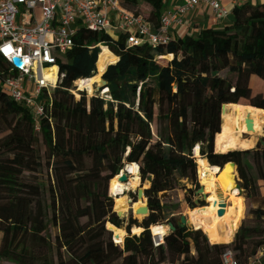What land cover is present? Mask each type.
<instances>
[{
	"label": "trees",
	"instance_id": "obj_1",
	"mask_svg": "<svg viewBox=\"0 0 264 264\" xmlns=\"http://www.w3.org/2000/svg\"><path fill=\"white\" fill-rule=\"evenodd\" d=\"M139 4L147 14L139 13ZM121 6L156 26L163 0H121ZM230 18L221 29L175 37L156 48H127L123 38L80 30L59 64L63 78L39 133L28 111L0 93V261L222 264V253L230 249L245 264L264 245V197L257 186L264 183V137L251 149L218 153L214 146L222 105L264 110V4L236 6ZM98 43L108 49L101 58L110 51L113 64L98 60L99 48L88 49ZM97 74L106 81V98L81 92L76 99L70 93L75 82L79 90ZM196 147L206 167L234 163L245 198L254 202L251 225L243 221L229 244L207 240L204 209L196 214L200 229L178 228V217L165 212L158 199L186 181L191 188L184 200L195 208ZM132 163L141 181H149L144 190L149 214L140 223L118 217L107 194V185L109 190ZM43 169L49 173L48 204L42 201L44 186L30 177ZM243 211L244 205L241 220ZM162 223L175 230L154 248L149 229ZM124 225L127 236L115 240L122 237L113 238L109 230ZM50 227L56 230L53 243L45 235ZM133 227L142 232L131 236Z\"/></svg>",
	"mask_w": 264,
	"mask_h": 264
},
{
	"label": "built area",
	"instance_id": "obj_2",
	"mask_svg": "<svg viewBox=\"0 0 264 264\" xmlns=\"http://www.w3.org/2000/svg\"><path fill=\"white\" fill-rule=\"evenodd\" d=\"M223 1L183 0L176 9L161 13L153 26L124 9L121 0H0V93L28 111L33 130L39 133L41 120L52 107L53 91L63 78L59 64L80 30L114 41L123 38L127 48L164 47L184 18L200 6L211 11L214 23L228 20L231 11ZM93 48L101 50V44L88 47ZM14 59L21 65L16 66ZM81 92L75 82L70 93L79 99ZM106 94L104 89L100 96ZM165 236L152 235L153 247L163 246ZM221 262L240 264L230 249L222 253ZM245 264H264V245Z\"/></svg>",
	"mask_w": 264,
	"mask_h": 264
},
{
	"label": "bare ground",
	"instance_id": "obj_3",
	"mask_svg": "<svg viewBox=\"0 0 264 264\" xmlns=\"http://www.w3.org/2000/svg\"><path fill=\"white\" fill-rule=\"evenodd\" d=\"M107 48L101 47V52ZM108 50V49H107ZM100 53L98 54V60L104 61L106 64H113L116 58L107 52L108 58H101ZM107 60V61H106ZM99 63H96L98 65ZM102 74L94 76L90 79H86L82 82L79 90H87L89 94L92 93L94 86H102ZM97 90V89H96ZM77 95V94H76ZM233 104L224 105L220 114L221 128L220 132L215 136L214 146L215 151L218 153H224L227 151L251 149L250 143L240 141V136L243 133L254 134L260 129V125L264 119V111L256 109L250 106H239L237 109V127H233ZM246 122L251 125L252 130L246 129ZM194 156L197 160L199 168L198 178L202 187V194L205 195V201L209 203V207L205 211V219L207 221L206 234L212 244H217L222 239L228 241L230 235L233 233L236 219L240 213L241 207V196H238L237 190L234 188V180H231L234 170L229 164H226L222 169L218 167H206L202 163L199 157L198 147L194 150ZM125 172L127 175L133 176V181L136 182L139 177L138 166L134 163L125 166ZM139 182V181H138ZM129 183H120L118 181V175L111 182V190L116 197V209L123 212L127 208L128 200L124 196V192L128 190ZM135 187V186H134ZM206 188V190H205ZM209 193V194H208ZM136 203H132L131 209L136 215L137 210L144 206V199H136ZM219 204H224L225 207L220 209ZM218 212H221L218 215ZM137 216V215H136ZM188 224L192 227L191 222ZM222 227L224 236H220L219 227ZM112 231V230H110ZM151 231L154 236L162 237L167 234V227L162 225L152 226ZM116 237H122L124 232L116 229ZM133 232L140 234L141 228H134ZM113 233V232H112ZM116 239V238H114Z\"/></svg>",
	"mask_w": 264,
	"mask_h": 264
},
{
	"label": "rangeland",
	"instance_id": "obj_4",
	"mask_svg": "<svg viewBox=\"0 0 264 264\" xmlns=\"http://www.w3.org/2000/svg\"><path fill=\"white\" fill-rule=\"evenodd\" d=\"M138 11H139V13L147 14L146 7L141 5V4H139V10ZM79 27H81V26H79ZM101 53H100V55H101ZM100 75L101 74H97L96 76H99V78H100ZM103 81L106 83L105 80H103ZM96 89H97V87L94 86V89H93L91 94H89L87 92V90H85V89L82 90V91L87 96V98H90V97H92L94 95H97V94L100 96V93H101L102 90L97 91ZM237 123H238L237 109L233 108V127H237ZM263 135H264V120H263L262 124L260 125V129L256 133L251 134V135L247 134V133L241 134L240 141L242 140L245 143L248 142V143L252 144L255 141L259 140V138L261 136H263ZM37 148H38V150L40 152V157L43 159V157H44V148L42 147L40 139L38 141ZM198 168H199V165H198ZM198 168H197V170H198ZM30 177L32 179V182H37L38 184L42 185V187L44 186L45 189L43 190L42 201H44L46 204H48L50 202V197H49V194H48V192L46 190V187H47V184H48L49 173H47L46 170L43 169L40 172L31 175ZM197 177H198V172H197ZM132 178H133V176L127 175V183H129V186H128V190L126 192H124V196L128 200V203H127L126 210H124L123 212H121L118 209H116V203H115L116 200L115 199H116L117 196H115V194L111 190L112 189L111 188V182L109 183V190H108V185H107V194H108L109 197L112 198V200L114 202L115 211L119 212L120 214H122V216L120 218H123V219H125V221H127L131 217L132 219H134L138 223H140L145 218V216H142V215H137L136 216L133 213V211L131 209V206H132V203H136L137 202V200H136L137 191L138 190H146L149 187V181L145 180V181L142 182L140 174H139L138 180L136 182H134ZM198 180H199V178H198ZM231 180L238 181L237 174L233 173V176H231ZM257 186H258V181H257ZM200 187H201V184L199 182V188ZM190 188H191L190 185L187 184L186 181H180V183L175 187V189H173L172 191L160 194L158 196V199L160 200L161 204L164 206L165 212H168V214H171V215L175 216V218L178 217L177 214L185 212V217L187 218L188 221L191 222V225H197V227L199 229H200L199 224H198L199 221L196 220V214L199 213V210H203L204 209V211L202 213V217H201L202 218L201 226H203L205 228V233H206L208 225H207V221L205 219V211H206V208L209 207V203L207 204V201L202 200V197L199 198L197 196V194H196L197 192H196L195 193L196 197L193 199V202H194L193 204H194L195 208L194 209L190 208L186 204V202L184 200V196L186 195V190L190 189ZM205 190H206V188H205ZM238 196L239 197L241 196L240 198H241L242 202H241V207H240V213H239L238 218L236 219V224L234 225L233 232H235L236 228L238 229V227H240V225H241V223L243 221H245L247 224L251 225V222H250V219H249V216H248V211L255 206L253 201H248L245 198L243 192L240 193V194L238 192ZM199 201H201L203 203V206H200V205L198 206V202ZM143 203L144 204L146 203V198L144 199ZM243 205H244V211H243V218L241 220ZM161 225L166 227V223H162ZM125 226L126 225L122 226V229L117 228L118 230H122L124 232V235L122 236L121 239H115V240L121 241L127 236V232L125 230ZM134 228H138V227H133L130 230V235L131 236H138L139 234L133 232ZM187 228L193 230L192 227H187ZM222 229L223 228L220 226L219 227V233H220V236L223 237L224 236V232L222 231ZM115 230H116V228H112L113 238L115 236V232H114ZM149 230H150L151 235H153V233L151 231V228ZM167 233H168V228H167ZM55 234H56V230L53 229L52 227H50L48 229V231L45 233L46 237L52 243H53ZM206 238H208V237H206ZM207 240H209V239H207ZM209 242H210V240H209ZM210 244H212V243H210ZM0 264H11V263H8V262H5V261H0ZM115 264H119V263H115Z\"/></svg>",
	"mask_w": 264,
	"mask_h": 264
},
{
	"label": "crops",
	"instance_id": "obj_5",
	"mask_svg": "<svg viewBox=\"0 0 264 264\" xmlns=\"http://www.w3.org/2000/svg\"><path fill=\"white\" fill-rule=\"evenodd\" d=\"M182 3H183V0H163V7L161 10V13H163L165 11L174 10L178 6H180ZM246 3L252 4V5L264 4V0H224L223 1V5L229 11H231L236 6H241V5L246 4ZM230 19L231 18H229L228 20L223 21V22L214 23V21L212 19L211 11L205 6H200V7L196 8L193 12L189 13L184 18L183 26L172 32V38L182 37L184 35H196L200 30L208 29V28L221 29L230 23V21H231ZM262 111H264V110H262ZM263 137H264V135L261 136L259 138V140L252 143L251 147L253 148L255 146V144L257 142H260L261 138H263ZM258 190H259V194L262 197H264V183L262 181H258ZM182 215L185 216V212L177 214L178 219ZM230 237H231V235H230ZM230 237H229L228 241L222 239L217 244H229L231 242Z\"/></svg>",
	"mask_w": 264,
	"mask_h": 264
},
{
	"label": "water",
	"instance_id": "obj_6",
	"mask_svg": "<svg viewBox=\"0 0 264 264\" xmlns=\"http://www.w3.org/2000/svg\"><path fill=\"white\" fill-rule=\"evenodd\" d=\"M13 63H14L16 66H20V65H21V64H20V61H19L18 59H14V60H13ZM104 89H106V83H105L104 81H102V86L97 87V91H99V90H104ZM223 106H224V105L221 106L220 114H221V111H222ZM246 129H247L248 131H249V130H252V129H251V125H250L248 122H246ZM261 144L263 145L262 142H261ZM227 164H229V165L231 166V168H233L234 173L237 174L235 164L232 163V162L227 163ZM225 165H226V164H225ZM225 165H223V167H224ZM223 167H222V168H223ZM222 168H218V169L220 170V169H222ZM125 171H126V170H125V168H124V170H121V171L119 172V174H118V181H119L120 183H127V173H126ZM234 188L239 192V194L242 193V189H241V187H240L238 181H235V182H234ZM196 194H197V196H198L199 198L202 197V200H205V195L202 194V187L199 188V190L197 191ZM136 199H145V197H144V190H138V191H137V193H136ZM207 204H208V203H207ZM218 206H219L220 209H222V208L225 207L224 204H219ZM116 213H117V216H118V217H121V216H122V214H120L119 212H116ZM148 214H149V210H148L147 202H146V203L144 204L143 207H141V208H139V209L137 210L136 215H142V216L147 217ZM220 214H221V212H218V215H220ZM175 224H176V227H178V228L191 227V226L188 224V222H187V218H186L185 216H183V215L180 216L178 220H176ZM166 227L168 228V233H167L166 235H168V234L171 233V232H174V230H175V227H174L171 223H167V224H166ZM119 228L122 229V227H119ZM109 231H110V230H109ZM110 232H111V234H112V231H110Z\"/></svg>",
	"mask_w": 264,
	"mask_h": 264
}]
</instances>
